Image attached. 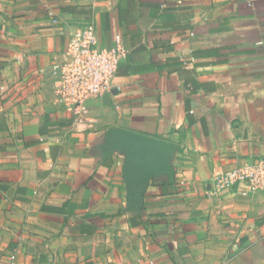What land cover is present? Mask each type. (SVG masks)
Wrapping results in <instances>:
<instances>
[{
    "label": "crops",
    "instance_id": "crops-1",
    "mask_svg": "<svg viewBox=\"0 0 264 264\" xmlns=\"http://www.w3.org/2000/svg\"><path fill=\"white\" fill-rule=\"evenodd\" d=\"M119 35L108 101L55 91L67 36ZM264 0H0V264H264Z\"/></svg>",
    "mask_w": 264,
    "mask_h": 264
},
{
    "label": "built area",
    "instance_id": "built-area-1",
    "mask_svg": "<svg viewBox=\"0 0 264 264\" xmlns=\"http://www.w3.org/2000/svg\"><path fill=\"white\" fill-rule=\"evenodd\" d=\"M119 35L113 45L97 46L95 27L82 23L68 36L61 61L56 70L55 91L65 108L75 115L77 123L87 121V101L108 93L117 64L126 55ZM236 187L241 195L264 190V158L257 157L225 171L215 173L208 184L207 193L218 196Z\"/></svg>",
    "mask_w": 264,
    "mask_h": 264
},
{
    "label": "water",
    "instance_id": "water-1",
    "mask_svg": "<svg viewBox=\"0 0 264 264\" xmlns=\"http://www.w3.org/2000/svg\"><path fill=\"white\" fill-rule=\"evenodd\" d=\"M102 99L108 101V95H107V94H104V95L102 96Z\"/></svg>",
    "mask_w": 264,
    "mask_h": 264
}]
</instances>
